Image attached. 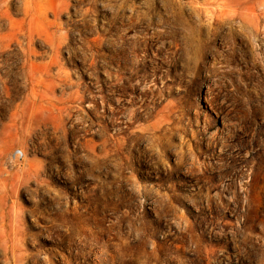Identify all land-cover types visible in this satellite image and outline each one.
I'll list each match as a JSON object with an SVG mask.
<instances>
[{
	"label": "rangeland",
	"instance_id": "374dc122",
	"mask_svg": "<svg viewBox=\"0 0 264 264\" xmlns=\"http://www.w3.org/2000/svg\"><path fill=\"white\" fill-rule=\"evenodd\" d=\"M0 264H264V0H0Z\"/></svg>",
	"mask_w": 264,
	"mask_h": 264
},
{
	"label": "built area",
	"instance_id": "2783aa9c",
	"mask_svg": "<svg viewBox=\"0 0 264 264\" xmlns=\"http://www.w3.org/2000/svg\"><path fill=\"white\" fill-rule=\"evenodd\" d=\"M17 155L19 156V155H20V153H19V152H18V153L16 152V153L14 154V156H17Z\"/></svg>",
	"mask_w": 264,
	"mask_h": 264
},
{
	"label": "bare ground",
	"instance_id": "6f19581e",
	"mask_svg": "<svg viewBox=\"0 0 264 264\" xmlns=\"http://www.w3.org/2000/svg\"><path fill=\"white\" fill-rule=\"evenodd\" d=\"M101 253V252H100Z\"/></svg>",
	"mask_w": 264,
	"mask_h": 264
}]
</instances>
